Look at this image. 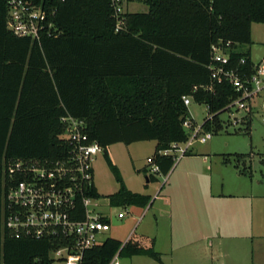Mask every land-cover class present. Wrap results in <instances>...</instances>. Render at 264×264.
Wrapping results in <instances>:
<instances>
[{"label": "trees", "instance_id": "obj_1", "mask_svg": "<svg viewBox=\"0 0 264 264\" xmlns=\"http://www.w3.org/2000/svg\"><path fill=\"white\" fill-rule=\"evenodd\" d=\"M138 1L149 10L117 17L114 0H36L55 9L60 32L38 42L8 29L7 0H0V264H52L61 244L12 236L3 225V204L8 186L23 179L10 178V162L54 163L69 155L70 145L60 138L64 117L84 121L91 140L104 147L120 184L109 196L117 206L145 207L151 197L126 186L108 146L156 140L157 155L186 141L187 95L208 106L205 131L224 129L220 114L238 92L212 78V46L228 50L231 66L251 75L255 62L242 45L253 43V23L264 24V0ZM156 161L163 174L175 164L172 156ZM90 194L101 197L96 186ZM117 255H147L163 263L154 245L108 237L86 251L83 264H110Z\"/></svg>", "mask_w": 264, "mask_h": 264}, {"label": "rangeland", "instance_id": "obj_2", "mask_svg": "<svg viewBox=\"0 0 264 264\" xmlns=\"http://www.w3.org/2000/svg\"><path fill=\"white\" fill-rule=\"evenodd\" d=\"M121 5L123 8L122 13L147 12L149 10L147 4L138 0H123ZM252 40L251 45L244 44L242 48L244 50L251 48L253 61L259 62L264 59L263 23L252 24ZM188 108L189 117L197 125H202L205 118L210 116L208 106L204 103H198L192 99ZM263 113L262 110H256L251 116L250 129L246 130L245 123H234L235 117L242 118L246 115L244 111L237 110L234 107L221 112L220 118L225 123L224 129L218 133H212L205 143L195 142L191 148L192 151H202L220 161L223 160L224 156H227L230 163L227 169H224L223 174L235 173L236 170L241 174L239 180L242 188L239 187V190L236 191L246 195V197H238L237 205L234 203L229 206L231 209L229 212L230 217L228 216V219L223 221L224 224H227V227L220 234L215 231L218 227L211 226V222L208 221L205 237H192L189 236L191 231L188 232L186 229L189 224L188 220L181 222L176 220L175 217L174 220L166 219L169 212H173V209L171 206H167L166 203L162 205V198L167 193L170 185L173 187V176L185 157L175 161L168 174H163L152 172V165L147 161L156 151V140L137 141L131 144L119 142L108 146V156L119 169L126 186L133 192L151 197L148 205L141 207L110 204L109 196L118 191L120 184L109 165L105 152H101L96 156L94 161L95 186L101 196L98 200V210L106 215L111 223L110 229L105 231L101 238L113 237L123 243L128 239H133L147 247L153 245L154 239L157 241L154 248L161 252L163 259V263H159L147 255H134L131 257L117 255L120 264H236L234 261L236 260V251L249 254L247 258L252 260L254 250L258 251L260 248V251L264 250ZM202 134L206 133L203 132ZM152 175L157 179L148 180ZM206 180L208 181L205 177L204 183L202 181L197 182L195 188L200 186V191L208 195L210 188L207 182L205 184ZM227 186L226 183L224 191L230 189ZM191 190L183 188L182 193L189 194ZM213 191L216 194L219 193L218 191H223L218 181L213 184ZM188 197L190 195L186 198ZM226 205V201L222 206L217 204V214L225 212ZM119 212H125L126 216L119 218ZM193 212L191 201L188 198L184 204L179 206L178 218L180 219L181 213L189 217ZM202 214H205V211H202ZM177 221L179 227L177 226L173 233L171 231L170 235V225H174ZM171 243L173 248L188 244L193 249V247H202L203 245V251L199 254L184 251L170 252ZM257 254L256 263L259 264L260 262L261 264L263 262L262 264H264V258L259 256L260 253Z\"/></svg>", "mask_w": 264, "mask_h": 264}, {"label": "built area", "instance_id": "obj_3", "mask_svg": "<svg viewBox=\"0 0 264 264\" xmlns=\"http://www.w3.org/2000/svg\"><path fill=\"white\" fill-rule=\"evenodd\" d=\"M120 1L114 0L117 17L123 12ZM7 9V27L17 36L40 42L60 34L53 21L55 9L43 2L7 0ZM118 27H122L121 19ZM212 51L208 66L212 78L231 83L238 92L225 111L234 107L244 111L246 115L235 117L234 123L246 124L256 110L264 112V59L255 62L248 75L231 66L228 50L221 45L214 44ZM183 98L188 106L192 97ZM63 121L65 129L60 138L70 145L66 158L54 163L18 160L8 164L10 178L20 174L23 179L9 185L5 192L3 225L15 238L59 240L52 264H83L86 251L103 242L101 235L111 227L108 217L98 210L99 198L90 194L95 186L94 161L104 147L91 140L84 121L74 117H64ZM184 127L189 131L186 141L173 142L147 159L152 172H160L156 156H172L179 161L190 153L195 142L205 143L212 134L191 118L185 120ZM125 216V212L118 213L119 218ZM110 264H120L117 256Z\"/></svg>", "mask_w": 264, "mask_h": 264}, {"label": "crops", "instance_id": "obj_4", "mask_svg": "<svg viewBox=\"0 0 264 264\" xmlns=\"http://www.w3.org/2000/svg\"><path fill=\"white\" fill-rule=\"evenodd\" d=\"M253 41V40H252ZM251 53V48L249 49ZM252 56V55H251ZM253 59V58H252ZM229 160L227 162L226 160ZM230 163V159L226 156L223 157V160H217L216 158H212V156L207 155V153H203L202 151H190V153L185 156L183 163L178 168L177 172L173 176V187H169L167 193L162 198L163 202L167 204V206H171L173 209V212H169L167 215L168 217L166 219L174 220V217L178 221H184L188 220L189 224L186 228L189 231V236L192 237H205V232L207 231V222L210 221V225L216 228L217 234H220L224 229H226L227 224H224V219H228V216L230 215V205L238 203V197H246V195L237 193L236 190H239V187L242 188V184L240 182L239 175H241L237 170L235 173L228 172L223 174L224 169H227L228 165ZM224 167V168H223ZM173 175V172H172ZM205 177L208 179V181H205V184L207 182V185L209 186V192L208 195L203 193V191H200V186H197L195 188V184L199 181H204ZM215 181L219 182L221 184V188L223 191H218L219 193L216 194L213 191V184ZM204 183V182H203ZM230 187V189H227V191H224L225 184ZM185 186V187H184ZM191 186V187H190ZM227 186V187H228ZM192 189L191 193L187 194V196L191 201L193 213L188 217L185 214L181 213L180 219L178 218V210L179 206L181 204H184L187 196L185 193H182V189ZM193 199H192V198ZM175 199V200H174ZM192 199V200H191ZM226 201V208L224 209L225 212L220 214H217L216 205L220 204L222 206L224 202ZM175 202V203H174ZM223 208V207H222ZM220 209V208H219ZM175 211V212H174ZM202 211H205V214H202ZM219 216L220 219H219ZM230 217V216H229ZM178 221L174 225H170V235L171 231L173 233L174 229L179 227ZM232 221V220H231ZM228 223V222H225ZM184 229V228H182ZM192 229V230H191ZM156 242V243H155ZM152 244L155 246L157 244V241L153 239ZM263 248V247H262ZM261 249V248H260ZM254 250L252 255V260L247 258L248 255L244 253H239L236 251V256L234 260L236 264H257L256 263V256L258 257L257 253H260V257L264 258V250L260 251ZM179 252L184 251L186 253L189 252H195V253H201L203 251V245L196 246L191 248L189 245H181L178 247H174L171 243L170 246V252ZM160 252V251H158ZM161 253V252H160ZM263 262H261L262 264ZM260 264V262H259Z\"/></svg>", "mask_w": 264, "mask_h": 264}]
</instances>
